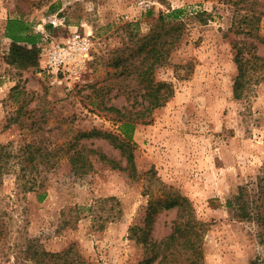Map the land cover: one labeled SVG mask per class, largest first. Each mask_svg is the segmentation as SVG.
I'll use <instances>...</instances> for the list:
<instances>
[{
	"label": "rangeland",
	"instance_id": "rangeland-1",
	"mask_svg": "<svg viewBox=\"0 0 264 264\" xmlns=\"http://www.w3.org/2000/svg\"><path fill=\"white\" fill-rule=\"evenodd\" d=\"M175 9L183 10L182 39L156 71V81L172 85L174 94L137 124L133 175L109 139L77 136L93 129L119 135L117 113L107 108L133 117L143 111L139 40L161 13ZM9 19L41 33L42 52L75 31L89 36L80 81L67 88L39 68L9 65ZM236 46L264 59V0H0V143L21 155L24 149L25 159L30 147L51 150L56 161L26 170V178L27 162L16 164L3 179L0 264H36L31 245L51 254L74 249L69 260L80 257L74 264H138L144 249L130 229L143 227L149 200L169 188L186 196L205 224V264H264L258 226L228 207L264 166V82L234 99ZM81 148L93 164L84 179L69 165ZM32 177L46 193L42 202L23 189ZM176 217V210L158 215L153 237L169 235Z\"/></svg>",
	"mask_w": 264,
	"mask_h": 264
},
{
	"label": "trees",
	"instance_id": "trees-1",
	"mask_svg": "<svg viewBox=\"0 0 264 264\" xmlns=\"http://www.w3.org/2000/svg\"><path fill=\"white\" fill-rule=\"evenodd\" d=\"M181 9H175L168 14L161 13L156 20V26L142 37L137 55L140 61L136 67V81L140 87V97L142 102H146L142 112L132 116L131 112L122 113L114 107L107 108V111H115L118 116L119 135L93 129L90 132L80 133L78 140L102 138L109 139L113 146L118 149L127 161V169L136 173L132 137L136 126L149 117L151 113L161 108L171 97L174 89L172 85L156 81L157 69L164 67L169 61L173 49L181 42L183 34V22L180 20ZM132 26V25H129ZM5 37L11 41V48L6 61L9 65L18 69L29 70L39 68L41 65L42 49L39 41L41 33L32 32L28 23L21 19H9L6 26ZM235 62L238 74L234 79L233 96L236 100H242L248 95L252 85L264 82V59L244 53L242 47H237ZM121 62V59L117 61ZM39 147H30L28 156L25 159V150L20 151L23 155L12 152L8 145L0 143V186L5 176H8L15 168L16 164L27 162L22 170L38 171L40 165H56L55 155L51 150L44 153ZM90 154H97L100 161H105L113 168H121L114 161L105 155L89 151ZM91 155L87 154L83 148L77 149L69 157V165L74 175L78 179H84L93 168ZM18 160L19 162H17ZM31 170V173L33 171ZM28 176L25 172L23 177ZM18 175V179H21ZM33 178V177H32ZM37 179L29 178L25 181L23 189L25 193H36L38 200L42 202L46 198V193H39ZM228 207L232 209L241 222L254 223L259 228L258 237L264 240V166L258 175L240 186L238 193L229 201ZM171 210L177 211V217L172 222L171 232L161 240L153 237L156 217L163 212ZM130 238L144 249V258L138 264H205L203 238L205 234V224L200 222L195 214L192 202L179 191L169 188L163 192L162 196H153L149 200L143 227L133 226ZM30 260L36 264H74L80 261L78 256L72 261L69 260L74 249L61 253H48L38 246H30ZM76 253V252H75ZM251 264H258L256 260Z\"/></svg>",
	"mask_w": 264,
	"mask_h": 264
},
{
	"label": "built area",
	"instance_id": "built-area-1",
	"mask_svg": "<svg viewBox=\"0 0 264 264\" xmlns=\"http://www.w3.org/2000/svg\"><path fill=\"white\" fill-rule=\"evenodd\" d=\"M90 50L89 36L75 31L63 43L42 52L40 70L54 83L71 88L80 81Z\"/></svg>",
	"mask_w": 264,
	"mask_h": 264
}]
</instances>
